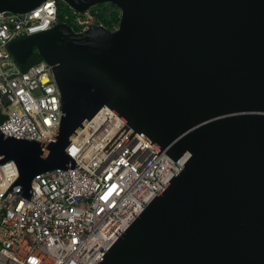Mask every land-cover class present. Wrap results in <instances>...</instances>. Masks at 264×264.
Returning a JSON list of instances; mask_svg holds the SVG:
<instances>
[{
    "label": "water",
    "instance_id": "obj_1",
    "mask_svg": "<svg viewBox=\"0 0 264 264\" xmlns=\"http://www.w3.org/2000/svg\"><path fill=\"white\" fill-rule=\"evenodd\" d=\"M45 0H0V13ZM122 10L119 29L66 23L9 45L37 49L62 98L46 143L0 134L8 192L31 200L41 173L68 168L67 145L108 106L160 153L191 157L114 245L89 264H264V0H63ZM32 201V200H31Z\"/></svg>",
    "mask_w": 264,
    "mask_h": 264
},
{
    "label": "built area",
    "instance_id": "obj_2",
    "mask_svg": "<svg viewBox=\"0 0 264 264\" xmlns=\"http://www.w3.org/2000/svg\"><path fill=\"white\" fill-rule=\"evenodd\" d=\"M94 7L45 0L28 12L0 13V109L8 115L2 133L46 143L58 132L63 106L53 66L44 60L24 69L9 45L59 23L78 32L119 29L122 10L104 19ZM127 126L104 106L66 147L76 167L38 174L32 201L22 191L4 197L20 173L14 161L0 164V264H89L107 253L191 157H159Z\"/></svg>",
    "mask_w": 264,
    "mask_h": 264
},
{
    "label": "trees",
    "instance_id": "obj_3",
    "mask_svg": "<svg viewBox=\"0 0 264 264\" xmlns=\"http://www.w3.org/2000/svg\"><path fill=\"white\" fill-rule=\"evenodd\" d=\"M59 2L63 7H66L67 9H69V5L66 2H64L63 0H59ZM94 10H99V16L104 19H109L112 16L116 18L118 16V13L121 12V9L113 3H103V4L96 5L94 7ZM61 20H64V19L61 17ZM42 61H44V58L40 54V52L36 49L34 53L32 54V56L30 57L28 64L22 65V67L24 69H27L29 66L42 62ZM7 116L8 115L6 111L0 109V125L4 122ZM0 134H1V131H0Z\"/></svg>",
    "mask_w": 264,
    "mask_h": 264
}]
</instances>
